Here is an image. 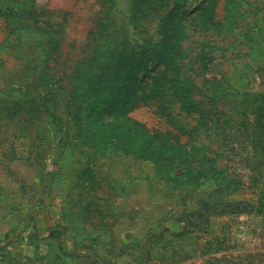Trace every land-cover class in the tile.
<instances>
[{
    "label": "rangeland",
    "instance_id": "obj_1",
    "mask_svg": "<svg viewBox=\"0 0 264 264\" xmlns=\"http://www.w3.org/2000/svg\"><path fill=\"white\" fill-rule=\"evenodd\" d=\"M132 1L141 7L0 0V264L34 256L38 237L29 234L46 237L59 221L69 227L68 250H81L66 264H264V166L252 169L264 127L250 111L264 94V0H199L184 14L172 0L142 6L162 11L148 17L145 39L171 47L170 67L144 75L160 82L164 109L157 101L129 109V94L143 90L126 74L129 85L101 76L89 89L82 83L94 71L89 43L104 40V24L113 13L128 16ZM15 8L36 28L20 23L12 32ZM208 45L216 58L205 71ZM68 97L87 99L72 141L76 127L61 119ZM132 119L175 135L180 165L191 163L180 169L165 159V147L131 128ZM182 172L196 186L178 201L183 188L172 184ZM208 193L221 207L207 219L193 207ZM245 205L252 210L239 212Z\"/></svg>",
    "mask_w": 264,
    "mask_h": 264
},
{
    "label": "trees",
    "instance_id": "obj_2",
    "mask_svg": "<svg viewBox=\"0 0 264 264\" xmlns=\"http://www.w3.org/2000/svg\"><path fill=\"white\" fill-rule=\"evenodd\" d=\"M168 1L169 0H160V3L162 6H168ZM198 1L199 0H183L182 2H178L177 0H172L171 3L172 6H178V10L182 9V14H184L191 11V6L189 5H195V3H197ZM134 2L132 1L133 6L131 7L128 16L120 17L118 14L115 15V13L110 16L112 18L111 21L104 24V30L100 31V35L103 36L104 40H99L95 37V42L92 41L89 43V47L91 48L93 54L92 60L88 67H94V73L92 72L91 77L86 75L87 77L82 83L87 84L86 89H89V84L93 85V83H95V80L101 76L107 77L109 81H111L110 83L116 82L117 79H121L123 80L124 84L129 85L130 81L127 78L122 77V75L126 74L127 77H129L133 81L136 88H142L143 90L142 93L137 94L136 92L134 94H129V103L132 102L129 109L137 106L139 103H147L149 101L159 102L158 106H162L164 109L165 96L164 94H162L163 91L161 90V88L157 87L158 85H160V82H148L147 80H144V75L148 74L159 63H166L168 62V60H170V58L168 57L171 47L167 45L168 39H165L164 41L158 40L156 43H152L151 41L145 39V30L147 28L148 17L154 16L158 18L160 12L162 11L154 8H148L147 10H144V8L142 7L143 5L155 6L154 0H138V3L141 7H137ZM195 7L197 8L198 6L196 5ZM175 9L177 10V7H175ZM41 12L42 11H36L35 13ZM13 15H15L14 17L17 16L14 23L11 24L10 21L8 22L9 26L12 28V32L16 29L13 25H19L20 23L32 24V26L36 28L34 24L36 18L32 17V15L29 14L28 16L24 17L23 13L18 8H15L13 13H8V16L12 17ZM6 18L8 19L7 16ZM168 26L169 23H166L165 32ZM164 35H166V33ZM142 39H145L146 41L142 42ZM208 47L209 45L206 48L203 47L200 52V56L205 63V66L203 68L205 71H208L210 62L216 58L212 54L213 51L211 52L210 50H208ZM172 61L173 60L171 59V62ZM170 65L171 64L166 63L167 68H169ZM127 72H129V74H127ZM152 78L154 77L152 76ZM164 93H166V91H164ZM86 100L87 99H84V97L79 100H72L71 97H68L67 104L63 111L65 114L61 119L63 121L65 119H68L66 121L67 123H70L71 120L73 127H76V131L74 130L71 133V137H69L71 141L73 138H75L74 136L80 133V131L82 130L81 123L83 122V117L81 109L84 106L83 103ZM250 111L251 114L254 115L256 122L264 127V94H255L253 102H251ZM131 123V128L141 131L142 134H144V136H146L151 141L158 142L160 145H163L165 147L164 154L166 153L165 159L168 160L174 158L172 160L176 163V165H178V168L184 169V167L188 166L191 163L190 160H183V166L180 165L181 159H179L173 152V148L177 144V138L175 135L171 136V134L168 135V133L166 132L148 130L142 122L134 119H132ZM69 130L71 129L66 126V131ZM261 141V145L257 147H262V149L258 151L257 148V152L255 155H257L258 163L253 166V170L262 171V167L264 166V137L261 138L259 142ZM197 161L198 163H201L200 161H203V158H198ZM182 175L183 172L181 173V175L174 176V179L178 177L179 181L175 182V179L173 180L172 184L173 188H176L178 186L183 188V190H180L181 197L178 198V201H182L184 197L193 194L195 192L196 186V182L189 178H186V180L184 178L182 179ZM187 184L192 185L191 190L187 188ZM213 193H208L206 196L204 195L202 197H199L194 201L193 208L196 209L195 211H197L199 217L205 216L208 219L210 214L212 213L213 207L216 206V204L217 206L221 207L219 203L214 202L215 197ZM232 203H235V201ZM263 203L264 196L261 200V204ZM251 205L242 206L243 208L240 209L239 212H250L252 210L250 208L252 207ZM236 207L240 208V205ZM261 207L262 206H260V208ZM175 218L179 219L180 217L176 216ZM186 220H188V218H186ZM62 222L64 221L57 222L54 229L48 227L47 230H49V232L46 237H39L38 230L36 228L34 233L29 234L28 238L37 236L38 242L32 243L30 241V243L34 246V256L26 257L27 262L34 258L38 259L41 263L47 260L54 261L56 262V264H66L68 259L75 258L76 255L80 254V249L77 252L74 251L75 249L68 250L69 245L67 246L65 240L63 241V239L66 238V231L69 227ZM6 237H8V235ZM40 240L43 241V244L39 243ZM44 245L47 246V249L43 248ZM128 250V245L120 246L121 254L128 253ZM26 261H24L23 264H30V262L27 263Z\"/></svg>",
    "mask_w": 264,
    "mask_h": 264
}]
</instances>
